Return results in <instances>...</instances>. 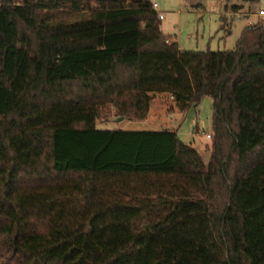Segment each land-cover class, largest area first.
<instances>
[{
    "label": "trees",
    "instance_id": "1",
    "mask_svg": "<svg viewBox=\"0 0 264 264\" xmlns=\"http://www.w3.org/2000/svg\"><path fill=\"white\" fill-rule=\"evenodd\" d=\"M156 94L213 100L207 164L97 129ZM0 264H264V25L182 51L152 0H0Z\"/></svg>",
    "mask_w": 264,
    "mask_h": 264
},
{
    "label": "rangeland",
    "instance_id": "2",
    "mask_svg": "<svg viewBox=\"0 0 264 264\" xmlns=\"http://www.w3.org/2000/svg\"><path fill=\"white\" fill-rule=\"evenodd\" d=\"M20 1V0H16ZM163 15L160 28L166 37L173 38L184 51H232L235 49L242 30L249 23L245 17L235 18L229 30L223 28V16L230 13L234 6L244 5L246 12H252L250 3L243 0H153ZM242 8V9H243ZM258 13L264 8V0L253 4ZM254 11V10H253ZM252 21L257 18H251ZM260 24L259 21L254 24ZM213 100L202 99L199 105L191 106L181 112L173 97L168 94L153 96L150 111L144 120L130 119L121 115L119 110L108 105L101 109L97 129L123 131H172L181 143L199 152L207 164L211 156L213 134Z\"/></svg>",
    "mask_w": 264,
    "mask_h": 264
},
{
    "label": "crops",
    "instance_id": "3",
    "mask_svg": "<svg viewBox=\"0 0 264 264\" xmlns=\"http://www.w3.org/2000/svg\"><path fill=\"white\" fill-rule=\"evenodd\" d=\"M153 1V0H152ZM246 4H248V3H246ZM249 5V4H248ZM250 6V9L252 10V12H246V10L243 8L244 7V5H242V6H240V7H242L243 9H241V10H238V11H234L233 9H232V11L230 12V13H227L225 16H223V28H225V30H229L230 31V29H231V26H227V23H226V17H227V15L228 14H234V13H239V14H241V15H243V17H245L247 20H249V23L246 25V27L247 26H252V25H254V24H256L257 22H258V17H257V12L255 11V9L253 8V4H251V5H249ZM261 9V8H260ZM254 10V11H253ZM160 13V12H159ZM251 18H257V20H255V21H252L251 20ZM245 29V28H244ZM243 29V30H244ZM243 30H242V32H243ZM242 32H241V34H242ZM231 33V31L229 32V34ZM241 34H240V36H241ZM240 38V37H239ZM180 48V47H179ZM180 50H182L181 48H180ZM182 51H184V50H182Z\"/></svg>",
    "mask_w": 264,
    "mask_h": 264
},
{
    "label": "built area",
    "instance_id": "4",
    "mask_svg": "<svg viewBox=\"0 0 264 264\" xmlns=\"http://www.w3.org/2000/svg\"><path fill=\"white\" fill-rule=\"evenodd\" d=\"M153 8L158 12V16H159V19L162 20L163 19V15L161 13H159L158 11V5L157 3H154L153 2ZM243 15L239 14V13H234V14H228L227 17H226V22L228 24H232L234 22V19L235 18H242ZM257 17H258V21H259V25H264V8L260 9L257 13ZM207 138L210 139L212 138L211 134H208L207 135Z\"/></svg>",
    "mask_w": 264,
    "mask_h": 264
}]
</instances>
